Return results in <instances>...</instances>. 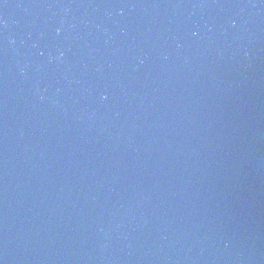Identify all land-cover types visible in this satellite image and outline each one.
<instances>
[{
    "label": "water",
    "instance_id": "obj_1",
    "mask_svg": "<svg viewBox=\"0 0 264 264\" xmlns=\"http://www.w3.org/2000/svg\"><path fill=\"white\" fill-rule=\"evenodd\" d=\"M0 264H264V0H0Z\"/></svg>",
    "mask_w": 264,
    "mask_h": 264
}]
</instances>
